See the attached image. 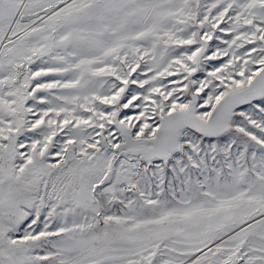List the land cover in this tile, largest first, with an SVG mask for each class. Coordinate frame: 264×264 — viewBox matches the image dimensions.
I'll return each instance as SVG.
<instances>
[{
  "label": "snow or ice",
  "instance_id": "obj_1",
  "mask_svg": "<svg viewBox=\"0 0 264 264\" xmlns=\"http://www.w3.org/2000/svg\"><path fill=\"white\" fill-rule=\"evenodd\" d=\"M0 264H264V0H0Z\"/></svg>",
  "mask_w": 264,
  "mask_h": 264
}]
</instances>
